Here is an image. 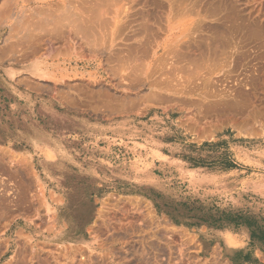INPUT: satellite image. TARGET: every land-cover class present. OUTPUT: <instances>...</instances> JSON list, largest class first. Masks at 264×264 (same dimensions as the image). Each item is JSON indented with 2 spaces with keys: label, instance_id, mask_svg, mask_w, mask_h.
Segmentation results:
<instances>
[{
  "label": "rangeland",
  "instance_id": "rangeland-1",
  "mask_svg": "<svg viewBox=\"0 0 264 264\" xmlns=\"http://www.w3.org/2000/svg\"><path fill=\"white\" fill-rule=\"evenodd\" d=\"M69 1L0 0V264H264V0Z\"/></svg>",
  "mask_w": 264,
  "mask_h": 264
},
{
  "label": "bare ground",
  "instance_id": "bare-ground-1",
  "mask_svg": "<svg viewBox=\"0 0 264 264\" xmlns=\"http://www.w3.org/2000/svg\"><path fill=\"white\" fill-rule=\"evenodd\" d=\"M67 1H69V0H67ZM72 1H73L72 3L74 4V6L71 5V3H70L71 0L68 2V3H70V4H68V5H71V6L73 7V9H72L73 11H71L70 9H69V10L71 11V13H73L74 20H75V19L77 20L75 23H77V22L80 21V22H79V23H80V24H79V26H80L79 28H81V29H86V28H88V27H89L88 29H90L91 26L95 28L94 25H89V26H87L86 24L81 23V22H83V18H85V20H86V18H87V17H84V14H85V13H86V14H85L86 16H87V14H89V16H90L91 18H92L91 15H94V16H95L96 14H100V15L103 16V14H105V15H106V14L108 15V14H110V13L112 14V12L114 13V11L116 12L117 15H122V16H120V17H123V16H125V17H126V16L129 17L130 15H131V16H135L134 14L132 15L131 12L129 13V16H128V12H127L128 7L131 6V8H129V9H131V10H132V9L135 10V7H134V6L132 7V5H130V6L128 5V7H127V4H128V3H131V4H132L133 2H136V3H141V2H142V0H72ZM145 1H146V0H145ZM145 1L143 0L142 3H144ZM149 1H152V0H149ZM154 1H155V0H154ZM173 1H174V2H173ZM173 1H172V3H171L170 5H174L175 2H178V1H180V0H178V1H177V0H173ZM182 1L184 2V0H182ZM192 1H195L198 5H199L200 2H202V1H204V2L207 1V2H210L209 5H212L211 7H213V5H215V6H217V7L220 6V7H226V9H229V12H227L226 15H224V16H223L222 14H221V15L218 14V13H221V12H218V13L216 12V13L218 14V17H217V18H218V20H221L220 22H221L222 24H219V23H216V22H214V24H212V23L210 22V23H211V25H210L211 30H217V31H218V30H223V31H224V30H228V29H229V30H232V29H233V30H234V29H235V30H241L240 27L243 28V25L238 24V23L236 22V19H238V16H237L238 13H237V11H235V10L233 9L234 7L232 8V5H231V7H229L230 4H229V6H228V5H227V1H225V0H192ZM40 2H42V1H40ZM147 2H148V0H147ZM155 2H156V1H155ZM155 2H154V3H155ZM161 2H163V1H161ZM185 2H186V0H185ZM185 2H184V3H185ZM204 2H203V3H204ZM56 3H58V2H56ZM59 3H60V2H59ZM142 3H141V4H142ZM150 3H151V2H150ZM154 3H153V4H154ZM158 3H159V2H158ZM165 3H166V2H165ZM196 3H195V4H196ZM49 4H50L49 6H51V3H49ZM60 4H61V3H60ZM62 4H63V3H62ZM62 4H61V5H62ZM145 4H147V3H145ZM156 4H157V2L155 3V5H156ZM176 4H177V3H176ZM205 4H206L205 6H207V3H205ZM54 5H55V4H53V6H54ZM65 5H66V4H65ZM137 5H138V4H136L135 6H137ZM150 5H151V4H150ZM158 5H159V4H158ZM178 5H179V4H178ZM209 5H208V6H209ZM55 6H56V5H55ZM58 6H59V4H58ZM147 6H148V4H147ZM152 6H153V5H152ZM181 6H182V5L180 4V5H179V8H181ZM183 6H184V5H183ZM201 6H202V5H201ZM203 6H204V4H203ZM203 6H202V7H203ZM60 7H61V6H60ZM60 7H57V8H59V12H58V13H59L60 15H64V14H61V12H62V11H65V10H66V7H64L65 10L61 9ZM69 7H70V6H69ZM172 7H173V6H172ZM174 7H175V5H174ZM193 7H194V6H193ZM195 7H197V6H195ZM211 7H210V9H211ZM227 7H228V8H227ZM55 8H56V7H55ZM57 8H56V10L58 11ZM62 8H63V6H62ZM67 8H68V7H67ZM138 8L140 9V7H138ZM138 8H136V10H137ZM145 8H146V7H144V9H145ZM155 8H156V7H155ZM157 8H158V7H157ZM157 8H156V9H157ZM179 8H178V11H179ZM190 8H191V7H190ZM204 8H205V7H204ZM208 8H209V7H208ZM208 8H206V9H208ZM36 9H37V8H36ZM47 9H48V8H47ZM60 9H61L62 11H60ZM187 9H188V8H187ZM210 9H209V10H210ZM248 9H249V8H248ZM24 10H25V9H24ZM50 10H51V8H50ZM50 10H48V11H50ZM54 10H55V9H54ZM56 10H55V11H56ZM69 10H68V12H69ZM136 10H135V11H136ZM150 10H151V9H150ZM173 10H174V9H173ZM188 10H189V9H188ZM188 10H187V11H188ZM216 10H217V9H216ZM231 10H232V11H231ZM51 11H52V10H51ZM51 11H50V12H51ZM138 11H139V10H138ZM141 11H142V8H141ZM141 11H139V13H138L139 16H140V14H141L142 12H143L144 15H146V14L144 13V11H142V12H141ZM145 11H147V9H145ZM148 11H149V8H148ZM189 11H190V10H189ZM211 11H212V10H211ZM211 11H210V12H211ZM243 11H244V10H243ZM66 12H67V11H66ZM68 12H67V14H68ZM84 12H85V13H84ZM132 12L134 13V11H132ZM140 12H141V13H140ZM160 12H161V11H160ZM175 12H176V11H175ZM192 12L195 13V11H192ZM192 12H191V13H192ZM201 12H202V11H201ZM203 12H204V11H203ZM208 12H209V11H208ZM43 13H44V12H43ZM46 13L48 14L47 11H46ZM46 13H44V14H46ZM63 13H64V12H63ZM135 13H136V12H135ZM146 13H147V12H146ZM150 13L152 14V12L150 11V12H148V15H149L150 17H152V15H150ZM155 13H156V12H155ZM243 13H244V12H243ZM38 14H39V13H38ZM65 14H66V13H65ZM125 14H127V15H125ZM156 14H157V13H156ZM164 14H165V13H164ZM54 15H56L54 20L57 21V18H56V17H57V14H56V12H55V14L52 15V17H54ZM136 15H137V14H136ZM144 15H143V16H144ZM148 15H146V16H148ZM209 15H211V14H209ZM209 15H208V16H209ZM245 15H246V14H245ZM45 16L47 17V15H45ZM67 16H68V15H67ZM94 16H93V17H94ZM98 16H99V15H96L97 18H98ZM112 16H113V15H112ZM131 16H130L129 19L127 18V21H129L131 18H133V17H131ZM156 16H157V15H156ZM203 16H204V15H203ZM235 16H236L237 18H236ZM30 17H31V16H30ZM49 17H50V16H49ZM49 17H48V18H49ZM60 17H61V16H60ZM69 17H72V14H71V16H69ZM69 17H68V19H69ZM96 17H94L95 20H96ZM99 17H100V18H99V20H100V19H101V16H99ZM120 17H119V18H120ZM141 17H142V16H141ZM141 17H140V19H138V20H141V21H139L140 23L138 22L139 24L136 23L137 25H135L136 28H135V26H134V24H133V26H134L133 28H134V30L136 31L135 33H138V34H139L140 31H141V32H142V31L147 32L148 35H149V37L151 38L150 41H152V40H153V41H157V35H158L159 33H158V34H157V33L155 34V32L158 31V30H164V29H166V28H164V24H163V25L160 24V25H161V26L159 25L160 27L156 26L158 23H160L161 19H162L164 16H163V17L160 16V18H161L160 21L158 20L159 17L157 16L158 18H156V20L154 21L153 24H152V23L149 24V22L147 23V22H146V18H145V17H142V19L144 18V19L142 20ZM171 17H172V16H171ZM176 17H177V16H176ZM213 17H214V16H213ZM243 17H245V16H243ZM91 18H90V19H91ZM107 18H108V17L106 16V17H105V20H104V16H103V20H102V23H103V24H105V23L110 19V18H109V19H107ZM117 18H118V17H117ZM119 18L117 19V20H118L117 25L119 26V27H118V31H119V28H120V24H119V22H121V23L124 24L123 20L121 21V20H119ZM134 18L136 19V22H137V18H138V17L136 18V16H135ZM169 18H170V17H169ZM169 18H168V19H169ZM201 18H202V17H201ZM240 18H241V17H240ZM49 19H50V18H49ZM49 19H48V20H49ZM120 19H121V18H120ZM135 19H133V20L135 21ZM149 19H150V20H149ZM149 19H147V20L152 22L151 18H149ZM163 19H166V17H164ZM244 19H246V18H244ZM46 20H47V19H46ZM59 20H60V19H59ZM59 20L57 21L58 23H59ZM92 20H93V19H92ZM124 20L126 21V19H124ZM133 20H130V22L133 23ZM157 20H158V21H157ZM166 20H167V19H166ZM170 20H171V18H170ZM173 20H174V19H173ZM201 20H202V19H201ZM214 20H215V18H214ZM49 21L52 22V21H53V18H52V20H49ZM88 21H89V19L87 20V22H88ZM90 21H91V20H90ZM103 21H105V23H104ZM109 21H110V20H109ZM109 21H108V23H109ZM127 21H126V23H127ZM242 21H244V20H242ZM85 22H86V21H85ZM115 22H116V21H115ZM217 22H218V21H217ZM230 22H231V23H230ZM47 23H48V22H47ZM54 23H55V22H54ZM99 23H100V25H102V26H101L102 28L100 27V28H101L100 30H102V31H103V28L109 27L107 23H106L107 26H106V25L103 26V24H101V22H99ZM113 23H114V22H113ZM204 23H205V21H204ZM226 23H230L231 25H230V24L225 25ZM49 24H50V22H49ZM62 24H63V23H62ZM73 24H74V23H73ZM92 24H93V22H92ZM95 24H96V23H95ZM115 24H116V23H114V25H115ZM123 24H121V25H122V26H125V27H124L125 29H123V27H121L122 31H121V30H120L121 32L119 31L121 34L124 32L123 30H126L127 28H129V27L126 26V24H125V25H123ZM128 24L130 25V23H127V25H128ZM155 24H156V25H155ZM196 24H197V25H196ZM196 24H195L196 26L194 25V26H195V29H198V30H199V29H202V28H201L202 25H203V27H204V24H201V23H196ZM223 24H224V25H223ZM46 25H47V24H46ZM51 25H52V24H51ZM71 25H72V24H71ZM97 25H98V24H97ZM100 25H99V26H100ZM114 25L111 24V26H112L111 28H113ZM117 25H115V26H117ZM131 25H132V24H131ZM154 25H155V26H154ZM167 25H168V24H167ZM206 25H207V23H206ZM247 25H248V24H247ZM115 26H114V27H115ZM165 26H166V25H165ZM92 27H91V28H92ZM97 27H98V26H97ZM131 27H132V26H131ZM131 27H130V28H131ZM167 27L169 28L170 25L167 26ZM205 27H206V26H205ZM115 28L117 29V27H115ZM115 28H114V29H115ZM130 28H129V29H130ZM168 28H167V29H168ZM193 28H194V27H193ZM208 28H209V27H208ZM64 29H65V28H64ZM108 29H109V28H106V30H104L103 32H105V31L107 32ZM114 29H113V31H114ZM157 29H158V30H157ZM127 30H128V29H127ZM137 30H138L139 32H138ZM83 31H84V30H83ZM188 31H189V30H188ZM190 31H191V30H190ZM223 31H222V32H223ZM51 32H52V31H51ZM55 32H56V31H55ZM55 32H54V33H55ZM116 32H117V30H116ZM127 32H128V33H127L128 35H129V32H130V33L133 32V34H134V31L132 30V28H131V30H129V31H127ZM192 32H193V31H192ZM218 32H219V31H218ZM225 32H226V31H225ZM77 33H79V32H77ZM83 33H84V32H83ZM213 33H214V32H213ZM253 33H257V31H256V32H253ZM60 34H61V33H60ZM65 34H66V33H65ZM67 34H69V33H67ZM73 34H76V33H73ZM106 34H107V33H106ZM123 34H124V33H123ZM133 34H132V35H133ZM62 35H63V34H62ZM254 35H255V34H254ZM52 36H53V34H52ZM64 36H65V35H64ZM119 36H120V34H119ZM129 36H131V35H129ZM134 36H135V35H134ZM53 37H54V36H53ZM83 37H84V36H83ZM149 37L147 36V37H146L147 39H145V40L148 41V40H149ZM152 37H153V38H152ZM141 38H142V37H141ZM82 39H83V38H82ZM193 39H194V38H193ZM51 40H52V39H51ZM53 40H54V39H53ZM55 40H56V38H55ZM140 40H142V39H140ZM140 40L137 39V41H138L140 44H142L141 42H143V43L145 42V44L147 45V43L149 42V41L146 42L145 40H142V41L140 42ZM191 40H192V39H191ZM122 41H123V40H122ZM153 41H152V46H154V45H153V43H154ZM51 42H52V41H51ZM134 42H135V41H134ZM193 42H194V40H193ZM122 43H123V42H122ZM132 43H133V42H132ZM150 43H151V42H150ZM150 43H149V45H150ZM80 44H81V43H80ZM117 44H118V42H117ZM140 44H139V45H140ZM145 44H144V45H145ZM184 44H185V43H184ZM188 44H189V43H188ZM52 45H53V44H52ZM126 45H127V44H126ZM129 45H130V44H129ZM177 45H178V44H177ZM185 45H187V44H185ZM192 45H193V44H192ZM130 46H131V45H130ZM142 46H143V44H142ZM125 47H126V46H125ZM132 47H133V46H132ZM149 47H150V46H149ZM178 47H179V46H178ZM136 48H137V46H136ZM144 48H145V47H144ZM181 48H183V47H181ZM119 49H120V48H119ZM170 49H171V48H170ZM178 49H179V48H178ZM140 50H141V49H140ZM144 50H145V49H144ZM146 50H147V47H146ZM174 50H175V48H174ZM121 51H122V50H121ZM170 51H172V50H170ZM144 52H145V51H144ZM165 53H166V51H165ZM166 54H167V53H166ZM166 54H165V55H166ZM165 57H166V56H165ZM155 64H156V62H155ZM157 65H159V64H157ZM157 65H156V66H157ZM160 65H161V64H160ZM160 65H159V67H160ZM163 65H164V63H163ZM142 67H143V66H142ZM154 67H155V66H154ZM152 68H153V66H152ZM155 69H156V68H155ZM159 69H160V68H159ZM159 69H158V70H159ZM152 70H153V69H152ZM139 71H140V70H139ZM153 72H154V71H153ZM156 72H157V71H156ZM154 80H155V79H154ZM155 81H156V80H155ZM140 83H141V82H140ZM150 83H151V82H150ZM157 83H158V82H157ZM160 83H162V82H160ZM162 84H163V83H162ZM166 85H167V84H166ZM151 87H152V85H151ZM167 87H168V86H167ZM165 88H166V87H165ZM218 88H220V87L218 86ZM215 90H216V89H215ZM219 91H221V90L219 89ZM219 91H218V92H219ZM222 91H223V90H222ZM215 92H217V91H215ZM225 92H229V91H225ZM214 94H215V93H214ZM217 94H218V93H217ZM227 94H228V93H227ZM215 95H216V94H215ZM219 95H220V94H219Z\"/></svg>",
  "mask_w": 264,
  "mask_h": 264
},
{
  "label": "crops",
  "instance_id": "crops-1",
  "mask_svg": "<svg viewBox=\"0 0 264 264\" xmlns=\"http://www.w3.org/2000/svg\"><path fill=\"white\" fill-rule=\"evenodd\" d=\"M3 79L5 81L21 82L26 79V75L36 70L34 64L29 65L27 62H18L15 64H6L3 66Z\"/></svg>",
  "mask_w": 264,
  "mask_h": 264
}]
</instances>
